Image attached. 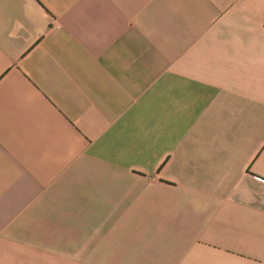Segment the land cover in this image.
Segmentation results:
<instances>
[{"label":"crops","instance_id":"0c3cea01","mask_svg":"<svg viewBox=\"0 0 264 264\" xmlns=\"http://www.w3.org/2000/svg\"><path fill=\"white\" fill-rule=\"evenodd\" d=\"M0 264H264V0H0Z\"/></svg>","mask_w":264,"mask_h":264}]
</instances>
